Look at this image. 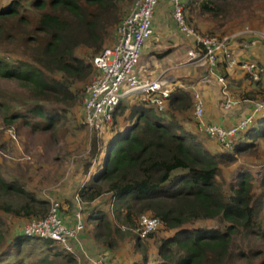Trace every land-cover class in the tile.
<instances>
[{
    "label": "trees",
    "instance_id": "16d2710c",
    "mask_svg": "<svg viewBox=\"0 0 264 264\" xmlns=\"http://www.w3.org/2000/svg\"><path fill=\"white\" fill-rule=\"evenodd\" d=\"M136 1L8 0L0 3V43L6 44L15 38L7 31V26L15 21L27 30L24 34L20 28V46L10 51L14 57L0 52V80L23 87L35 102L21 112L7 111L6 123H15L16 133L24 125L50 131L70 122L73 110L85 99L86 87L99 74L94 58L117 42V29ZM161 3L171 6L169 1L158 0L155 10ZM182 4L191 27L190 19L195 14L218 23L219 29L229 24L235 26L256 14L264 21V0H182ZM151 38L144 46L138 66ZM240 60L264 65L250 58ZM222 65L224 68L220 70ZM234 69L241 76L240 81H246L256 93L233 97L240 103L228 111L224 109L225 97H222L226 115L233 116L236 110L243 112L233 124L237 125L254 111L253 105L244 101L264 100V77L255 82L239 67ZM216 70L234 85L222 56ZM193 111L194 93L174 86L164 102V110L143 101L142 96L126 97L112 112L111 125L101 131L92 130L90 150L79 169L80 181L79 172L71 175V180L79 184L78 190L73 197L58 194L59 215L68 227L74 223L75 196L79 195L85 203V229L79 235L82 245L72 242L80 246L76 250L80 262L61 244L27 237L23 231L18 233V229H14L8 246L13 253H1L7 242L8 221L25 219L28 223L44 219L49 214L50 201L40 195L37 184L28 186L0 161V264H88L90 259L81 246L91 258L103 259L105 264H118L120 259L127 264H232L233 258H259L264 264V163L255 166V170L238 164L239 155L252 153L257 142L264 140V117L258 115L253 124L240 131L232 152L222 149L211 152L203 145L205 137L190 130ZM120 124L121 129L106 138L107 142L98 137ZM82 126L89 128L84 103ZM105 144L106 158L99 164ZM233 165H236L233 173L225 177L223 169ZM142 215L160 219L163 226L145 240L119 227H135ZM203 221L215 226H189ZM161 229L173 235L160 240L155 262L150 259L147 245L143 254L135 253L133 248L131 259H124L122 253L116 256L125 239L135 238L136 247L140 248L143 241ZM32 241L42 242L45 252L35 255L26 250L34 244Z\"/></svg>",
    "mask_w": 264,
    "mask_h": 264
},
{
    "label": "built area",
    "instance_id": "2783aa9c",
    "mask_svg": "<svg viewBox=\"0 0 264 264\" xmlns=\"http://www.w3.org/2000/svg\"><path fill=\"white\" fill-rule=\"evenodd\" d=\"M172 5V17L180 33L192 41L187 51V62L203 66L208 64L206 77L199 79L201 85L218 84L222 87L225 97L224 109L230 110L240 101L234 99L228 92L224 77L217 72L220 56L224 58L229 69L239 67L252 80L260 82L264 77V65L254 61L240 60L232 52V45L237 38L246 36V48H256L264 45V33L255 32L249 28L226 36L205 35L196 31L186 20L182 0H166ZM158 0H137L131 13L124 19L117 29V42L98 54L93 64L99 72L97 77L86 87L85 122L90 130L101 131L112 124V112L121 100L129 95L142 96V100L156 104L160 111L164 110V102L172 92L169 80L165 73L156 80H142L133 71L143 54L146 42L153 35V17ZM179 66V65H178ZM253 105L254 111L245 117L239 124L225 128L218 124H210L205 120V104L199 91H194L193 119L203 135L215 142L222 150L232 152L237 143L240 131L253 124L258 115L264 117V100L245 101ZM10 140L16 141V130L6 129ZM76 211L72 227H68L59 215L60 204L51 200L49 214L40 220H31L23 227V234L27 237L53 240L61 244L70 254L81 261L76 250L80 247L72 243L79 242V235L85 229L83 208L85 203L79 195L75 196ZM163 223L160 219L142 215L135 227L122 226V231H130L145 240L156 232ZM81 245V244H80ZM90 259L92 264H105L103 259Z\"/></svg>",
    "mask_w": 264,
    "mask_h": 264
},
{
    "label": "rangeland",
    "instance_id": "374dc122",
    "mask_svg": "<svg viewBox=\"0 0 264 264\" xmlns=\"http://www.w3.org/2000/svg\"><path fill=\"white\" fill-rule=\"evenodd\" d=\"M8 0H0V3ZM196 12V11H195ZM193 14V13H192ZM246 16V15H245ZM189 18V16L187 15ZM260 15L250 16L243 21H239L237 25H226L219 29V25L216 22L208 21L205 16L195 14L193 20L190 18V24L199 33L205 35H230L235 32L241 31L245 28H249L255 32L264 33V21L259 19ZM174 26L177 25L174 23ZM20 28L27 31L25 28L20 27V23L15 21L13 24L7 26L8 34L15 35L13 40H9L6 44L0 43V52L10 55V51L14 50V47L20 46L19 36L21 35ZM178 28V27H177ZM213 30V31H212ZM214 32V34H212ZM25 34V32H24ZM159 31L152 35V39L157 42ZM19 38V39H18ZM235 41L237 44L245 45L247 40L246 36H241ZM261 45V44H260ZM150 49V48H148ZM161 46L156 47V50H161ZM17 53L18 49H15ZM7 52V53H6ZM233 52V51H232ZM81 54V53H80ZM12 55V54H11ZM82 55V54H81ZM13 56V55H12ZM14 57V56H13ZM143 59L147 61L145 66L140 69L137 65L134 68V73L138 76L145 72L146 75L152 76L156 68L153 67L154 58L151 55H144ZM148 59H150L148 61ZM187 59V56H186ZM196 68H182L180 73L187 75L189 73L195 74ZM194 77L190 74V77ZM35 102L32 96L23 87L14 83L13 81L0 80V161L4 163L7 170H12V173L16 174L21 180L27 182L28 186L33 187V183L37 184L40 195L50 202L54 200L60 204L58 194L65 195L67 197H73L79 188V184L71 180V175H75L79 172L78 179L81 177L79 171L81 165L85 163L90 150L89 140L92 130L83 125V103L80 107L73 110L72 119L66 125H61L56 129L50 131L35 130L32 126H22L21 132L16 133V141H12L5 134L6 129L12 127L17 132V125L14 123L8 125L6 123L7 114L13 111H24ZM9 108V110H7ZM123 125H118L117 128L108 129L105 134H98L102 140L106 141V138L112 136L113 132L121 129ZM108 141V140H107ZM106 141V142H107ZM204 145V144H203ZM221 149V147H220ZM107 154V144L104 145L103 151L98 159V163L101 164L105 161ZM264 163V140L257 142V147L253 149L252 153L238 156V164L247 165L253 170L255 166ZM236 165L232 167L224 168L225 177H230ZM80 181V179H79ZM51 206V203H50ZM61 206V205H60ZM66 206V205H65ZM112 218L114 217L111 214ZM13 219V218H12ZM16 221H8L5 229L7 230V242L1 249V253L8 251L9 254L13 253V250H9L8 246L13 237L14 229H18V233L23 231V227L27 223L25 219ZM19 220V221H18ZM16 224L17 227H11ZM117 225V224H116ZM125 225H119L121 228ZM192 228L196 227H214L215 225L209 221L198 222L193 225H189ZM8 227V228H7ZM173 235V233H167L165 229L159 230L153 237L147 241H143V246L136 247L135 238L125 239L116 250V256L118 253H122L121 257L124 259L133 258V248L138 253L143 254L148 246V253L152 262H155L157 256V246L160 240ZM34 242V241H32ZM135 245V246H134ZM26 250L32 252L35 255H40L45 252L46 248L42 242L36 241L34 244L29 245ZM4 251V252H3ZM237 251V250H236ZM139 256V255H138ZM20 258V257H19ZM262 260L243 258L241 260L232 259V264H261Z\"/></svg>",
    "mask_w": 264,
    "mask_h": 264
},
{
    "label": "crops",
    "instance_id": "0c3cea01",
    "mask_svg": "<svg viewBox=\"0 0 264 264\" xmlns=\"http://www.w3.org/2000/svg\"><path fill=\"white\" fill-rule=\"evenodd\" d=\"M171 7L172 5L170 6L168 3H161L155 10L153 19V34L159 31L158 39L154 45V41L151 38V40L147 43L144 55L147 52V55H151V58H154L152 62L153 67H155L156 70L154 73H152V76H148L144 72L139 76V78L142 80H156L165 73V77L169 80L172 87H185L190 89L193 93L194 91H199L205 104L206 122L229 128L237 121L239 117L243 115V112L236 110L235 114L233 113V116L226 115V113H224V111L222 110V97H224L222 94V87L215 83L207 85H201L199 83V79L201 78H198V76L201 72L202 66L190 64L187 62V51L192 46V41L188 37L180 33L179 29L174 26ZM236 41H239V39ZM159 45L162 49L156 50V47H158ZM232 49L233 54L236 55L239 59L250 58L264 64L263 44L259 45L256 48H246V46L244 47V45L234 42L232 45ZM149 60L150 59H148V61ZM146 62L147 61L142 59L141 63L139 64V68L142 69L145 66ZM188 67L196 68L197 70L195 74L189 73L187 75H183L180 73V69ZM222 68H224V65L220 66V70ZM229 72H231L230 75L231 79L234 81V85L231 86V82L228 83L226 81V83L228 92L232 97L241 94H247L248 92H251L253 95L256 94L254 93L255 90L249 87L246 81H240L241 76L236 72L235 69H230ZM190 74L194 77L189 78ZM133 96H135V94L129 95L128 97L133 98ZM190 130L195 134L205 137L203 141L205 147L208 150H210L211 152L220 150L215 142L211 140L207 141L208 138L202 134L194 119L192 124L190 125ZM88 178L85 181H87ZM123 262L125 261L120 259L118 261V264H121ZM87 263L92 264L91 261H88ZM127 263L128 262H125L124 264Z\"/></svg>",
    "mask_w": 264,
    "mask_h": 264
},
{
    "label": "water",
    "instance_id": "95a60500",
    "mask_svg": "<svg viewBox=\"0 0 264 264\" xmlns=\"http://www.w3.org/2000/svg\"><path fill=\"white\" fill-rule=\"evenodd\" d=\"M208 70H209L208 64L203 65L198 78L206 77L207 73H208Z\"/></svg>",
    "mask_w": 264,
    "mask_h": 264
},
{
    "label": "clouds",
    "instance_id": "9594fccd",
    "mask_svg": "<svg viewBox=\"0 0 264 264\" xmlns=\"http://www.w3.org/2000/svg\"><path fill=\"white\" fill-rule=\"evenodd\" d=\"M176 24V23H175ZM224 151V150H223Z\"/></svg>",
    "mask_w": 264,
    "mask_h": 264
}]
</instances>
